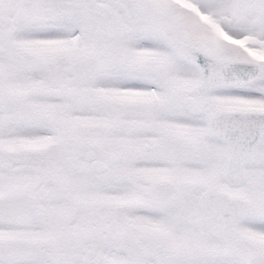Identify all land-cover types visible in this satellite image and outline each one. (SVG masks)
<instances>
[{"label":"snow or ice","instance_id":"1","mask_svg":"<svg viewBox=\"0 0 264 264\" xmlns=\"http://www.w3.org/2000/svg\"><path fill=\"white\" fill-rule=\"evenodd\" d=\"M0 264H264V0H0Z\"/></svg>","mask_w":264,"mask_h":264}]
</instances>
